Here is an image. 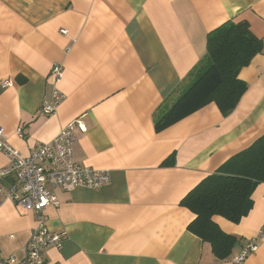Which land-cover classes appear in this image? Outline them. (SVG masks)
<instances>
[{"label":"crops","instance_id":"obj_1","mask_svg":"<svg viewBox=\"0 0 264 264\" xmlns=\"http://www.w3.org/2000/svg\"><path fill=\"white\" fill-rule=\"evenodd\" d=\"M228 21L246 22L262 42L238 74L246 90L235 108L223 116L208 103L156 133L155 119L205 57L207 35ZM56 64L64 98L42 116ZM73 120L83 125L74 161L107 171L110 183L53 190L58 206L46 209L47 225L65 237L60 249L44 251L45 264H233L249 242L258 250L243 264H264V183L238 224L212 217L235 238L222 261L187 230L195 216L180 206L264 134V0H0V126L8 144L26 157ZM9 165L0 152V169ZM14 180L1 181L0 258L20 261L36 217L6 198Z\"/></svg>","mask_w":264,"mask_h":264},{"label":"trees","instance_id":"obj_2","mask_svg":"<svg viewBox=\"0 0 264 264\" xmlns=\"http://www.w3.org/2000/svg\"><path fill=\"white\" fill-rule=\"evenodd\" d=\"M261 51L262 42L251 33L246 22L228 21L210 32L206 55L190 74L193 80L155 119V132L165 130L212 102L223 116L229 115L246 90L238 74ZM172 157L168 159L171 162ZM262 183L264 134L203 179L180 201V206L195 216L187 230L210 245L216 260L228 258L235 238L222 232L212 217L238 224L251 210L252 193Z\"/></svg>","mask_w":264,"mask_h":264},{"label":"built area","instance_id":"obj_3","mask_svg":"<svg viewBox=\"0 0 264 264\" xmlns=\"http://www.w3.org/2000/svg\"><path fill=\"white\" fill-rule=\"evenodd\" d=\"M62 77L63 67L54 65L48 76L51 90L49 96L41 101L40 115H52L63 101L64 96L57 88ZM10 85L9 80L2 83V87ZM77 130L82 131L83 125L78 120H73L67 123L53 140L37 146L28 156L23 157L8 144L4 130L0 126V152L10 159L9 167L0 169V194L2 179L14 176L13 187L6 198L36 217L35 227L24 250V258L20 261L12 256L0 258V264H45L44 251L49 247L61 248L64 233L51 231L45 214L48 207L58 206L53 190L63 192H71L78 188L99 190L109 185L110 177L107 171L83 167L74 161L73 147L76 143ZM17 134L23 137L20 129L17 130ZM257 250L258 246L249 242L232 260L233 264H243L248 255Z\"/></svg>","mask_w":264,"mask_h":264}]
</instances>
